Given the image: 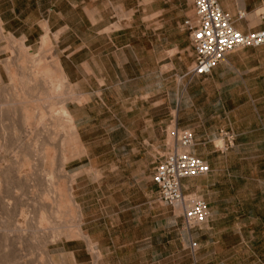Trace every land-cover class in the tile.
Masks as SVG:
<instances>
[{"label":"rangeland","instance_id":"374dc122","mask_svg":"<svg viewBox=\"0 0 264 264\" xmlns=\"http://www.w3.org/2000/svg\"><path fill=\"white\" fill-rule=\"evenodd\" d=\"M101 1L103 9L111 17L106 19L105 33L129 25L134 18L132 10L137 2L145 5V0ZM153 1L154 13L148 19L154 22V38H187L185 32L181 31V24L185 18L192 16L190 0ZM259 14L258 11L257 15ZM136 16L139 17V13ZM258 20L261 22L260 17ZM45 36L48 40L43 43L41 39L39 48L29 46L23 39L13 38L4 32L3 38L0 37V157L6 163L13 164L16 139L23 137L25 129V132L29 129L38 130L36 132L39 134L34 131L37 135L35 138H27L23 142L27 143L25 152L37 156L33 163L37 165L39 174L40 170L52 168L55 171L60 163L61 153L74 156L70 144H61L68 137L63 124L52 127V122L56 119L60 122L61 118L53 110L59 107L57 100L54 97H51L50 102V98L46 99L51 92L48 79L44 80L43 76L37 74L36 82L29 81L37 69L41 71L46 67L52 72L55 61L59 63V52L55 44L47 34ZM10 39L14 43L11 44ZM8 63L12 66L10 69L15 75L14 81L5 69ZM165 63L164 60L155 65L156 74L153 81L148 83L138 82L139 72L128 59L120 70L117 69L116 76L113 72L108 73L109 80L101 90H97L95 83L83 81L81 75L71 76L73 81H67L62 86L60 94L66 99L65 106L74 118L86 155L69 161L66 166L67 180L59 179L54 174L51 184L53 187L48 188L43 183L41 173L35 188L23 186L20 201L9 200L8 209L0 203V264H15V260L16 264H94L88 244L83 238L66 239L61 236L57 239L56 234L50 231L57 227L61 233L68 232L78 223L81 234L89 239L93 251L100 255V249L105 252L104 264H128L131 254L136 250H145L148 242L153 243L156 249L160 248V244L166 243V234L163 235L165 231L162 230L163 218L169 216L171 221L180 222V216L172 207H165L157 202L158 190L152 185V162L156 152L162 154L161 150L156 149V142L164 145L163 153L166 154L176 128L171 124L163 139L157 140L154 137L145 142L143 139L148 138V133L137 137L138 131L148 125L144 121L139 123V118L145 121L153 119V123L162 119L161 107L158 105L161 104V92L165 87L170 88V117L174 115V88L182 83L183 76L176 77L171 65L163 66ZM27 91H30L34 101L42 99L35 102L38 108L33 111V119L28 122L30 127L23 129L22 107L17 99L27 94ZM146 91H152L154 96H147L146 99ZM47 101L56 104L50 105ZM86 102L89 103L88 106L77 105ZM51 111L54 113L50 114ZM40 113L47 126L44 128L41 121L42 125L39 124L35 129ZM54 130L55 136L57 135L54 137L55 141L51 142L50 147L45 146L43 133L54 135ZM215 144L222 145L220 139ZM46 151L50 159L43 162L41 157ZM20 156V153L17 154L19 161ZM229 166L230 170L217 179V196L221 201L219 211L223 217L212 231L211 240L206 239L201 244L203 246H200L195 259L197 264H264V217L258 214V208H264V149L256 152L250 149L240 150L231 156ZM28 173H32L30 167L24 169V174ZM70 177H74L73 202L78 209L71 202L63 201L65 206L57 212V201L68 187ZM77 186L85 193L78 199L75 193ZM47 189H50V193ZM44 198L47 203L53 202L50 204L53 207L42 214L43 227L38 228L40 214L37 206ZM82 202L92 205V209L84 210ZM150 204L153 210L149 209ZM20 208L25 211L27 221L19 216ZM166 210L169 211L167 215H160ZM258 216L262 219L259 225ZM16 223L24 225V236L10 233L3 241V236L7 235H4V229H13ZM130 225H137L138 228L135 235L138 242L133 246L130 241L135 237L129 232ZM151 230L154 231L153 234H150ZM252 230L254 233H251ZM166 249L169 250L168 246ZM98 264H101V259Z\"/></svg>","mask_w":264,"mask_h":264},{"label":"crops","instance_id":"0c3cea01","mask_svg":"<svg viewBox=\"0 0 264 264\" xmlns=\"http://www.w3.org/2000/svg\"><path fill=\"white\" fill-rule=\"evenodd\" d=\"M218 2L241 32L264 30V0ZM102 3L101 0H0V24L4 33L36 48L47 34L59 52V63L68 81H73V75H81L83 81L95 83L97 90L109 80L108 73L113 72L116 76L117 69L120 70L128 59L139 72L138 82H152L155 65L164 60L163 66L170 64L176 77L183 76L182 83L174 88V115L170 117V88L165 87L158 105L162 119L153 123V119L139 118V123L144 121L148 125L138 131L137 137L148 133V138L143 139L145 142L154 137L163 139L171 124L179 131L192 134L194 143L188 152L205 161L210 171L202 177L182 180L181 187L186 194L200 196L207 203L210 216L205 225L190 233L185 230L181 217L180 222L164 217L162 230L165 231L163 235L166 234V243L156 249L148 242L145 250L131 254L128 264H197L196 253L206 239L211 240L212 231L223 217L216 190L218 177L230 170L231 156L236 152L264 149V46L237 50L216 65L210 74L189 80L185 75L194 59L188 34L182 27L188 17L181 24V31L187 38H154V22L148 19L154 13V1L145 0V5L137 2L129 25L105 33L106 19L111 17ZM239 13L243 14L242 19L238 17ZM151 95L154 96L152 91H146L144 96L147 99ZM77 105L84 107L89 103ZM220 130L230 131L235 138L234 146L227 152H220L215 144L220 139ZM156 143V149L162 154L156 152L153 170L165 151L163 144ZM152 185L156 187L153 181ZM82 191L76 187L77 199L85 195ZM157 202L171 207L161 202L158 194ZM85 203L82 202L84 210L92 209V205ZM149 209L153 210L151 204ZM168 213L166 210L160 215ZM258 214L263 218L264 208H258ZM260 216L257 217L258 225L262 222ZM137 229V225L129 226L134 237ZM153 233L151 230L150 234ZM191 240L197 243L194 251L189 247ZM137 242L135 237L130 245ZM100 250L101 264H104L105 252Z\"/></svg>","mask_w":264,"mask_h":264},{"label":"built area","instance_id":"2783aa9c","mask_svg":"<svg viewBox=\"0 0 264 264\" xmlns=\"http://www.w3.org/2000/svg\"><path fill=\"white\" fill-rule=\"evenodd\" d=\"M191 7L192 16L183 22L182 27L188 34L194 60L185 77L206 76L229 54L264 46V30L241 32L222 11L218 0H191ZM238 17L242 19L244 16L239 13ZM218 134L222 145L217 149L227 152L234 146V135L226 130H220ZM193 143L190 132L173 130L170 148L152 175L159 200L179 211L188 233L203 226L210 216L207 203L200 196L184 193L181 187L182 180L202 177L210 171L205 161L188 152ZM189 247L194 251L197 243L191 240Z\"/></svg>","mask_w":264,"mask_h":264},{"label":"bare ground","instance_id":"6f19581e","mask_svg":"<svg viewBox=\"0 0 264 264\" xmlns=\"http://www.w3.org/2000/svg\"><path fill=\"white\" fill-rule=\"evenodd\" d=\"M0 37L3 38V29L1 28V24H0ZM9 38H11V37H9ZM46 40H48V39H47L46 36H44V38H42V42L43 43H46L45 42ZM10 42H11V39H10ZM12 43H14V42L12 41L11 44ZM20 46L22 47L21 44H20ZM54 66H55V68H54V70H52V72H50L49 71L50 69L48 70V68H46V67L45 68L43 67V69L41 71H39L37 69V72H34L32 74V76H31V78H30L29 81L30 82H33V83L36 82V80L38 78L37 77V74L43 76V79L44 80H47L48 79V83L50 84V87H51V92H50V94L47 95V97L46 96L45 97H46V99H49L50 98L49 102L51 101V97H54L57 100V103H58L57 106H59V107H58L57 110H55L54 108H53V110L56 113V115H58L61 118L60 119V122H58L59 120L57 121V119L54 118L56 120H54L52 122V127L55 128L60 123L63 124L62 126H64L66 128V130L68 131V137L66 138V140L64 139V141H62L61 144L62 145H64V144H70L72 146V148H73V150H71V152L73 151L72 153H74V156H70V155H68V153L63 152V153H61L62 156L60 158V163H59V165H58V167H57V169L55 171H53L52 168L50 170L49 169L48 170L46 169V171L45 170H40V172L43 174V175H41V176H43V181H44L43 183L48 188L53 187V185H51V184H52V178H53V175L54 174L56 175V177L58 176L59 179H65L66 178V180H67L66 166H67V164L69 163V161L72 158L82 157V156H85L86 155V151H85L83 145L81 144L80 136H79V134L77 132V129L75 127L74 118L70 114L68 108L65 106L66 99L63 98L64 96H62L60 94L61 88H62L63 85L67 84L68 78L65 75L64 71L62 70V68H61V66L59 65L58 62L55 61V65ZM11 67H10V64L9 63L5 65V69H6L7 73L9 74L10 79L14 81V76L15 75H13V71H11V69H10ZM27 92H28L27 94H24L22 96H19L18 99H17V103L19 105H21V107H22L23 118H21L22 119L21 120L22 121L21 124H24L22 126L23 129H24V127L25 128L30 127L28 125V122L33 119V115H34V112L33 111L38 108V105L35 102H38L39 99H40V98H38V99L36 98L37 101L36 100L34 101L33 100L34 98H32L30 96L31 95L29 93L30 91H27ZM33 101H34V104H32ZM54 103L55 102H53L52 104H50V103L49 104L50 105H53ZM52 112L53 111H51L50 114ZM43 117H44L43 114L40 113L39 118L38 119L36 118L37 119L36 120L37 122H36V125H34L35 126V129H36V126H38L39 124L42 125L41 123L43 122L42 121ZM44 121H45V119H44ZM46 123L43 124L44 128H46V126H47V125H45ZM29 124H31V122ZM43 126H41L42 129H44ZM42 129H41V131H42ZM25 130H23V132H24L23 137H21L20 139H16V142H15L16 143V145H15L16 147L14 149V151L16 150V152L14 153L15 154V159L13 161V164L6 163V161L4 160V158L3 157H0V203L3 204L6 209H8V207L10 206V203L8 202L9 200H14V201H17V202L20 201V199L22 197V194H20V192H22L23 186H27L28 188H32L33 189V188H35L38 185L39 180H40V179L38 180V177L40 176L41 173L40 174L37 173V165H35V163H33V162H35L37 160L35 158L37 156L34 153L33 154L31 153V155H29L28 153H26L25 152L26 150H24V148L26 147L25 144H27V143H24L23 142V140L24 139L26 140L27 138L28 139L30 138L32 140V137L35 138L37 136L36 134H39V133L36 132L38 130H34L36 134L34 133V131H30L31 129H29V131H26V132H25ZM55 133H56V131L54 132V135L52 133H49V132L48 133H43L42 136L44 137L45 142H46L45 143V146L50 147L49 145L51 144V142L53 140L55 141V138L54 137L57 136V135L55 136ZM220 142H221V140H220ZM29 144H30V142H29ZM45 146H44V148H45ZM14 151H12V152H14ZM48 152H49V149H48ZM1 153H2V149H0V155H1ZM19 153L21 155L20 156V159H21L20 161L17 159V154H19ZM42 156L43 157H41V158L44 159V160L42 159L43 162H45V160H49L50 159L47 151L46 152H43V155ZM26 167H30V169L32 170V173L24 174V169ZM68 180H70V181H69L68 187L65 189L66 191L63 189L64 191L62 192V194L60 193L62 198L57 201V204H56V210H57V212H59L65 206L64 205L65 204L64 202H68V201L71 202L72 205L74 207H76V209H78L77 206L75 205V203L73 202V198H74L73 197V180H74V177L72 179L70 177V179L68 178ZM9 185H10V189L7 190V188H8ZM12 185H14V186H12ZM52 189H54V188H52ZM44 191H46V189H44ZM51 192H52V190H51ZM49 193H50V191H49ZM42 195H43V193H42ZM45 195L48 196L47 194H45ZM51 203L53 204V202H51ZM51 203H47L46 200H45V198H44V199H41L40 203L38 204L37 209H38V212L40 214V216H39L40 217V220L38 221V226H39L38 228H40V227L42 228L43 227L42 222H43V217L44 216L42 217V214L43 213L46 214L45 211H48L49 209L52 210V207L53 206H51L52 205ZM175 211L179 214V211H177V210H175ZM55 213H56V211H55ZM78 215L81 216L80 213ZM19 216L20 217H23L25 219V221H27V219L25 217V211L22 208L19 209ZM52 227H50V229ZM24 228H25L24 225L18 224V223H16V224L13 225V229H12V227H11V229L5 228L3 233H4V235L5 234H7V235H6V237L3 236V241H4V238L6 239L7 236H10V233L11 234L12 233L13 234H16L14 236H17V235H19V236L20 235H23L24 236L25 230H26V229L24 230ZM45 229H47V228H45ZM50 231L52 233H54V235L56 234V236H57L56 238L57 239H59L61 236H63V238L65 237L66 239L83 238L87 242V244H88L89 252H90V254L92 255V257L94 259V264H98L99 263V261L101 259V255L98 252H94L93 251L92 244L90 243L89 239L83 237V235L81 234V232H80V223L75 224L74 229L73 230H69L68 232L65 231L64 233H61V231L60 232L58 231L57 227L56 228L53 227V229L50 230ZM15 258L16 257H14V259ZM13 263L16 264V260Z\"/></svg>","mask_w":264,"mask_h":264}]
</instances>
